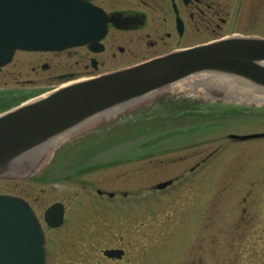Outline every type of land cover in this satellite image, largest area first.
Listing matches in <instances>:
<instances>
[{
    "label": "rangeland",
    "instance_id": "obj_1",
    "mask_svg": "<svg viewBox=\"0 0 264 264\" xmlns=\"http://www.w3.org/2000/svg\"><path fill=\"white\" fill-rule=\"evenodd\" d=\"M231 24L232 31L264 35V20L239 19ZM52 57L53 65L66 62L65 54L18 52L11 65L0 69V90L18 86L26 93L32 86L39 90L58 86L60 81L54 84L43 79L39 85H20L15 76L6 73L7 69L18 70L20 64L24 65V73L30 72L28 63ZM40 73V77L47 74ZM18 79L26 80L20 76ZM251 106L217 103L212 107L216 115H188L178 121L169 117L165 121L169 125L181 122L165 130L160 129L165 122L155 117L137 122L141 130H131V122L114 123L117 125L112 133L104 132L102 122L93 123L81 131L85 135L72 137L73 141L85 139L84 143L60 150L47 167L46 177L2 179L0 193L22 196L32 204L45 230L48 264H183L195 256H201L207 264H264V137L236 143L227 138L230 132L264 131V113H258L264 112V105ZM247 111L258 112L241 114ZM93 133L97 135L87 138ZM191 140L197 143L195 149L163 152L170 150L164 149L166 146L179 147ZM212 151L215 164L195 177L196 184H186L179 192H157L152 198L143 192ZM178 157L185 159L177 160ZM120 158L128 160L112 165V160ZM214 187L218 189L210 192ZM97 188L119 191V195L106 198L95 192ZM124 190H129L130 195H123ZM59 200L66 205V220L59 228L51 229L44 222V210ZM193 206L205 215L198 221L194 213L189 222ZM247 208L251 210L248 216L243 212ZM207 216L212 217L210 222ZM108 246L125 247V258L130 263L104 260L101 249ZM178 250L179 255L170 257Z\"/></svg>",
    "mask_w": 264,
    "mask_h": 264
},
{
    "label": "water",
    "instance_id": "obj_2",
    "mask_svg": "<svg viewBox=\"0 0 264 264\" xmlns=\"http://www.w3.org/2000/svg\"><path fill=\"white\" fill-rule=\"evenodd\" d=\"M85 7L68 0H0V63L17 48L63 49L84 43ZM223 75L235 77L230 82L238 81V86L216 83ZM175 83L183 95L197 100L263 106L264 38L234 36L174 52L71 84L0 115V173L34 145L114 105ZM63 213V206L56 204L45 218L57 226ZM0 264H46L45 236L34 211L11 195H0Z\"/></svg>",
    "mask_w": 264,
    "mask_h": 264
},
{
    "label": "flooded vegetation",
    "instance_id": "obj_3",
    "mask_svg": "<svg viewBox=\"0 0 264 264\" xmlns=\"http://www.w3.org/2000/svg\"><path fill=\"white\" fill-rule=\"evenodd\" d=\"M83 1L101 7L106 11L107 15L116 14L120 20L117 23L108 21L107 33L101 41L103 48L99 51H93L89 45H83L66 49L60 53L22 51L35 55L40 53L65 54L66 62H58L53 65V62H51L53 60L52 57L42 62L37 61L32 65L28 63L30 64V72H23V64L19 65L18 70L9 71L7 69L6 73L12 77L15 76L17 84L26 85L25 83L27 82V84L39 85L41 79H43L42 82L51 81L55 83L56 80L60 79V75H63L64 79H69L99 74L173 50L208 42L227 34L237 33L230 29L231 23L235 20L242 19L244 22L264 20V0ZM13 62L14 60L5 67H8ZM119 63L120 65L113 68ZM40 71L47 74L40 77ZM48 71H52V73ZM30 75L32 78H30ZM19 76L26 78V80L21 82L18 79ZM28 91L33 92L34 88H29L25 95L30 93ZM24 92L25 90L22 92V88L17 87L9 94L0 92V112L13 107L20 100H24ZM180 159L183 160L185 158ZM190 164L197 165L198 168L200 161H194ZM195 168L192 167V171ZM211 219V216H207L209 222ZM114 261L119 260L114 259ZM125 261L129 262L128 259ZM200 261V257L197 256L193 263L196 264V262L199 263Z\"/></svg>",
    "mask_w": 264,
    "mask_h": 264
},
{
    "label": "bare ground",
    "instance_id": "obj_4",
    "mask_svg": "<svg viewBox=\"0 0 264 264\" xmlns=\"http://www.w3.org/2000/svg\"><path fill=\"white\" fill-rule=\"evenodd\" d=\"M231 78H235V77L227 76V75L219 76L218 79H216V83H218V84H222L223 83L225 86H230V88L237 87L239 82L236 81L234 83H231L230 81H234ZM235 91H236V89H235ZM230 92H233L232 89H230Z\"/></svg>",
    "mask_w": 264,
    "mask_h": 264
}]
</instances>
